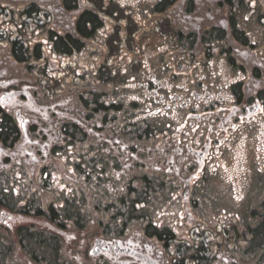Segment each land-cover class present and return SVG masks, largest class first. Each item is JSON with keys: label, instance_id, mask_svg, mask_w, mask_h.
Returning a JSON list of instances; mask_svg holds the SVG:
<instances>
[{"label": "flooded vegetation", "instance_id": "obj_1", "mask_svg": "<svg viewBox=\"0 0 264 264\" xmlns=\"http://www.w3.org/2000/svg\"><path fill=\"white\" fill-rule=\"evenodd\" d=\"M101 2L0 0V264H253L264 0Z\"/></svg>", "mask_w": 264, "mask_h": 264}, {"label": "rangeland", "instance_id": "obj_2", "mask_svg": "<svg viewBox=\"0 0 264 264\" xmlns=\"http://www.w3.org/2000/svg\"><path fill=\"white\" fill-rule=\"evenodd\" d=\"M92 3H95L96 5H97V8L100 6V5H102V2H101V0H90ZM113 8L111 7L109 10H112ZM35 18H32V22H33V26H35V27H37L38 26V21L36 20H34ZM30 22H31V20H30ZM257 30L256 29H254V33H257L256 32ZM228 192V190H226L225 188H223V190L221 189V188H216V193H217V195H221V196H223V195H225L226 193ZM245 219L247 220V217H245ZM248 219H250V218H248ZM252 234L255 236V238L259 241V243H263V241H264V231H261L260 233H258V234H254L253 232H252ZM246 239L247 240H249V241H252L253 239H254V237L253 236H251V235H249V236H246ZM262 248L264 249V246H262ZM262 252H263V250H262ZM255 256H257L256 254H254ZM254 264H264V253L262 254V259H260L259 261H257V262H255Z\"/></svg>", "mask_w": 264, "mask_h": 264}]
</instances>
